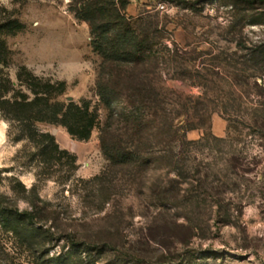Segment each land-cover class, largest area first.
<instances>
[{
  "label": "rangeland",
  "instance_id": "374dc122",
  "mask_svg": "<svg viewBox=\"0 0 264 264\" xmlns=\"http://www.w3.org/2000/svg\"><path fill=\"white\" fill-rule=\"evenodd\" d=\"M0 12L26 26L6 37L13 80L26 65L38 76L65 81L61 100H90L100 108V125L88 141L62 126L38 124L78 156L68 181L66 169L50 175L27 141L10 138L11 123L0 115V210L30 212L41 228L22 239L0 223V264H264V133L251 110L234 116L236 125L214 112L204 127L188 132L192 141L209 133L229 140L186 151L181 181L178 169L153 162L166 155L168 135L159 145L152 132V143L137 153L128 125L111 119L101 103L102 59L70 0H0ZM126 12L134 19L159 13L162 34L196 58L203 73H211L216 95L222 90L225 95L231 83L236 101L264 104V71L254 78L242 63L247 51L239 46L264 44V0H130ZM161 71L170 91L204 92L174 79L168 65ZM121 140L136 154L118 164L111 149Z\"/></svg>",
  "mask_w": 264,
  "mask_h": 264
},
{
  "label": "trees",
  "instance_id": "16d2710c",
  "mask_svg": "<svg viewBox=\"0 0 264 264\" xmlns=\"http://www.w3.org/2000/svg\"><path fill=\"white\" fill-rule=\"evenodd\" d=\"M11 1L25 3L27 0ZM129 4L130 0H70V10L78 20L89 25L93 50L102 59L97 85L100 101L111 111V119L117 116L128 125L126 130L133 133L131 142L137 147V153L152 143V132H156L159 145L168 135L166 155L152 158L153 162L178 169L179 180L184 181L186 151H192V147L201 151L211 146L212 140L219 144L229 140L212 133L200 140L188 139V132L204 127L212 113L220 111L236 125L238 121L234 116L251 110L252 118L264 133V104L249 107L246 102L236 101L232 98L235 92L231 83L227 85L230 89L225 94L229 97L227 100L223 99V90L221 95H216L219 88L209 84L211 73H203V69L196 66V58L162 34L159 13L134 19L126 12ZM25 28L18 18L5 17L0 12V115L11 123L10 138L15 142L27 141L35 150L34 155L52 171L50 175L58 168L66 169L64 181H68L77 169L78 156L62 149L55 135L43 131L38 124L62 126L75 139L88 141L100 125V108L90 100L80 103L61 100L67 91V83L38 76L26 65L19 66L16 80L12 79L9 70L13 52L6 37L17 35ZM239 46L242 47L240 50L247 51L242 60L244 67L251 69L254 78L262 75L264 44L247 49ZM163 64L173 69L174 79L200 86L204 92L192 96L167 89L161 71ZM121 99L125 103L122 107L119 106ZM251 125L244 127L251 129L254 126ZM123 142L121 140L111 149L114 151L112 159L118 164L134 159L136 154L129 152ZM196 181L201 183L202 179L198 177ZM33 216L30 212L3 208L0 223L8 231L27 239L41 231L35 226Z\"/></svg>",
  "mask_w": 264,
  "mask_h": 264
}]
</instances>
